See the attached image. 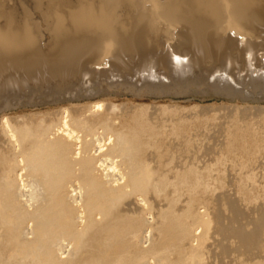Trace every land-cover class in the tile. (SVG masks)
<instances>
[{
    "label": "bare ground",
    "instance_id": "obj_1",
    "mask_svg": "<svg viewBox=\"0 0 264 264\" xmlns=\"http://www.w3.org/2000/svg\"><path fill=\"white\" fill-rule=\"evenodd\" d=\"M133 1L135 0H74L71 5L67 4V9L64 11L58 9L60 6L58 5L51 12L55 21L52 27V41L47 50L39 47L37 33L30 25H20L16 19L9 17L0 22V62L7 59L12 65L23 68L27 72L33 71L40 64H45L50 72L58 74L68 69L69 64L76 59L83 48L95 45V38L98 37V41H107V45L121 49L133 50L137 47V49L143 50L149 46L152 50H161L164 53L162 54L165 56L164 59L169 62L173 70L179 72L189 70L193 64V58H188L186 61L180 59L181 57L186 59L189 55L184 45L185 42H183V34H179L177 31H170L171 34L166 32L168 35L163 34L166 37L163 41L153 39L149 43L144 31L145 25L154 26L156 22L158 23L157 20H161L168 25H173L172 27L179 24L190 27L193 47H197L204 58H213L216 54H223L235 48L236 53L245 56L248 67H253L254 71L258 69L253 63L256 61L254 60L256 56L253 57L255 53L253 45L260 36L257 35L254 24L264 21V0H148L151 3L152 11L140 9L134 18L136 24L141 28L134 42L124 30L130 25V20L122 21L119 26L114 24L113 13L111 8L109 9L110 5L117 3H125L130 6ZM166 29L170 30V27H166ZM211 29L214 30L210 34L208 32ZM156 31L158 33V30ZM229 31H234L235 35H230ZM154 33L156 34V32ZM237 36L245 39L242 40ZM262 56L264 58V52ZM262 69H259V72L262 70L264 74V67ZM153 72V75H156L154 70ZM258 74L260 75V73ZM226 86H228L227 83ZM255 89L257 88L255 87ZM122 104L100 101L88 104L89 106L73 107L74 109L65 107L54 114L52 113L53 115L48 112L50 116L46 113L48 116L44 114L41 118L28 116V114L16 118L7 116L0 120V264H213L212 260L215 258L211 259V257H217V255H222L226 259L232 257L230 252L233 250V248L230 249L232 245H226L228 242L224 243V234L228 238L234 239L235 237L238 240L236 241L240 245L235 243V247L238 246V251L242 247L250 253L251 257L245 256L243 255L245 252L242 250L244 253L241 255L240 250V256H245L242 260L247 259L248 261L249 259L246 257H250V261L256 258L260 249L259 252H262L261 243L263 242L260 238L263 235L260 234L262 233L261 228L264 227V212H261L262 214L259 216L256 215L259 218L254 224L252 223L253 228L248 230L251 225L249 222H245L249 226L248 229H246L247 226L246 228L244 226L232 227L230 221L229 224L228 222L227 224L222 223L225 218H222L220 212L216 213V207L218 206L219 210L221 207L225 208L223 205L221 207L217 205L224 198L219 199L217 204L213 202L214 199L211 200V205L214 204L213 208H216V211H213L217 217L213 218L216 219L217 226L213 225V219L209 215L210 211H207L208 213L204 210L200 211V209L194 211L192 202L190 204L186 201L185 206L182 205L183 203H178V207L181 204L184 208L180 206L182 210L177 211L175 209L177 200H174L177 197H172L166 205L161 203L162 206L155 207L157 205L155 204L153 207L152 202L148 200L151 198V201H155V199H152L153 196L149 197L150 194L161 198L169 185L191 182L197 186L206 183L207 180L205 181L202 178V173L193 167L186 170L184 166L185 171H180L183 169L180 168L175 181H170V177L161 174L160 168L158 171L154 167L156 165L153 166L150 162L155 159L153 153H151L153 159L148 160L147 155L150 153L147 151L149 149L153 151L156 146H154L153 138L157 135L156 129H160L158 128L161 125L159 120L163 116L157 119L158 124L155 121L157 124L155 126L159 125L155 127L153 126L154 122L153 125L151 122V118L153 119L151 114H148L149 116L146 114L148 117L143 116L148 111L146 107H150V105L142 104L145 108L141 107L139 110L142 111L138 113H134L136 110L138 111L135 109L134 114L130 116L129 112L132 109L129 108V111L125 104ZM169 106L160 109L163 111H161L163 115H165L164 111L172 112L174 115L178 113V107L174 106L173 110L169 109L172 107ZM235 108L237 111L239 110L237 112L239 113L241 109ZM148 109L151 112L150 108ZM182 109L180 108L183 114L179 112V115H189L187 112L185 114ZM192 109L190 111H193ZM196 109L194 110L196 111ZM198 109L200 110V108ZM247 109H242L241 113H248ZM252 109L249 110L250 113L255 114L257 111L258 114L261 112L259 115L264 114L262 113L264 110L260 107L254 108L255 112ZM161 113L157 112L156 115L158 114L159 117ZM170 116L172 117V115ZM181 116L178 117V122L182 118ZM204 116L203 118L207 115ZM186 117L183 118L186 120ZM164 119H161L160 123ZM165 120L168 121L167 118ZM175 121H177L176 118L174 125ZM183 126L185 125L183 124ZM172 131L175 132V129ZM179 133L182 132L179 131ZM242 134L244 135L240 137L246 139L244 137L246 133L242 132L240 135ZM182 135H185L183 138L185 140L186 134ZM183 136L177 139L180 141ZM166 137L165 139H167ZM156 138L158 140V137ZM171 139L169 142H177L176 137L173 138V140L176 139L175 141ZM240 139L241 142L243 139ZM164 140L161 141L164 143ZM184 140L181 142L185 143ZM188 142L190 143V139ZM233 142L227 146V151L241 149L237 148V145L234 149ZM245 142L247 141L245 140ZM166 143L167 147L176 145L171 146L168 145V142ZM180 144V148L185 146V144L182 146ZM183 148L185 149L182 150V153H186L188 148ZM172 149H170L171 153L174 150ZM244 149L238 152H243ZM154 155L156 156L157 153ZM163 159L165 160V156ZM159 166L162 164L160 163ZM163 170L162 172L165 171ZM171 173L173 176V172ZM178 191L177 193H179ZM170 193L173 192L170 191ZM225 194L223 193V195ZM169 195L167 196L169 197ZM216 197L219 198L217 195ZM225 199L229 200L230 197L226 196ZM216 200L217 198L214 201L216 202ZM232 200H234L233 203L236 202L235 199ZM159 202L157 201V203ZM226 203L230 202L226 200ZM260 205L262 206V204ZM261 206L253 205L257 209L264 208ZM151 208L156 209L153 211ZM236 208L230 209L236 211ZM250 209L244 210V214L247 215L245 212ZM262 210L264 211V209ZM238 211L240 210L238 209L237 213ZM223 212L225 213V210ZM147 213L150 215L147 216ZM256 213L258 214V211ZM231 214L229 213V216ZM232 216L235 218L236 215ZM252 217L255 219L254 215ZM213 226L218 227L216 229L224 233L222 236L224 239H221V246L219 245L221 248L218 250L219 254L217 253L218 248L216 249L218 245L213 247V251L210 250L211 247L207 248L213 243L211 240V243L208 241L213 234L211 232L212 234L209 235L210 230L213 231ZM228 240L230 242V239ZM207 241L210 244H206ZM235 247L234 249L237 248ZM232 254L234 255L233 251ZM219 258L221 257L219 256ZM259 259L253 262L254 259L252 262L264 264ZM231 264L233 263L231 262Z\"/></svg>",
    "mask_w": 264,
    "mask_h": 264
},
{
    "label": "rangeland",
    "instance_id": "obj_2",
    "mask_svg": "<svg viewBox=\"0 0 264 264\" xmlns=\"http://www.w3.org/2000/svg\"><path fill=\"white\" fill-rule=\"evenodd\" d=\"M73 1L74 0H0V15H2L0 16V22H3L5 19L9 17H13V19L14 20L16 19V21L20 25H24V24L30 25L33 28V30L37 33L39 47L44 50L45 49L47 50L52 41V27L55 21L51 12L53 11L54 8H57L58 5H60L58 9L60 10L62 9L61 11H64L67 9V4L71 5ZM149 3L150 2L148 0H135L133 1V4H131L130 6L125 3H117L115 5H110L109 7V9L111 8L110 10L113 13L112 15H113L114 24L119 26V24L122 21L125 22L130 20V25H128L124 30L126 31L128 36H130L133 39V42L136 40L138 31L141 30L140 26H138L134 21V18L138 14L140 9L144 11L148 10V12H151L152 7L150 6L151 3L150 4ZM157 21L158 23L156 22V25L154 26L151 24L148 25L146 24L144 27V31L148 37L149 43L151 42V40L153 41V39H156L157 41H163V39L166 38L165 36L168 35V34L166 35V32L171 34L172 31L174 32L177 31V33L183 34V39H184L183 42H185L184 45L186 46L189 55L186 57V59L185 57H181L180 59L182 61H186L188 58H193L192 59L193 64L189 68V70L187 69L181 72L177 70L176 71L173 70L169 62L166 59H164L165 56L162 55L164 53H162L163 51L161 50H152L149 48V46H147V48L143 50L137 49V47L134 48L133 50L121 49L120 47L107 45L108 44L107 41L106 42L100 40L98 41V37L95 38V42H96L95 45L90 47L87 46L83 48L80 51V53L77 55L76 59L69 64L68 69L63 70L58 74H54L50 72L48 70L47 65L45 64H40L33 71L27 72L23 68L12 65L7 59H3L0 62V120L7 116L16 118L18 116H23V115L27 116L28 114H29L28 116L41 118V116L43 117L44 114L48 112L51 115H53L54 113L62 110L65 107L79 108L80 106L84 107L85 105L86 106L88 104L91 105L95 102H100V101L101 102L106 101V103H114L117 105L124 103L126 108H128L127 110L130 111V109H132L129 112V115L131 116L134 113L141 112L142 110L141 111L139 110L141 107H143L144 109L145 108L144 106L150 105V107L149 106L146 107L148 111L145 112L146 109L143 110L145 112V115H143L144 112L142 115L144 117H148L151 114V117H153V119L151 118L152 125L154 122L153 126L158 124L157 119H160L162 116L163 117L161 119L167 118L168 121L164 119L160 123L161 120L160 119L159 120V124H161L160 127H158L159 125L155 126L160 129H156L157 135H155V138H153V142L155 143L154 146L156 145L153 151L152 149H149L147 151L148 153H150V155L146 152V155L148 154L150 156L149 157L147 155V157L149 158L148 160L157 158L156 159L157 161L153 159L155 160L153 163H152L153 160L150 161L151 164L153 166L156 165L154 167H156L157 170L160 168L159 169L160 171L159 170L158 171L161 174L170 177L169 178L170 181H175L178 178L179 174L177 175V172L179 171L180 168L181 169L183 168L180 171H185V169L187 170L189 167H193V169L195 170L198 169L200 173H202V178L205 181L206 180L207 181L206 183L204 182L197 186H194L191 182L179 183V184L175 183L176 185L175 184L169 185L165 190V192L162 194L161 198L160 196L158 197L150 194L149 197L153 196L154 198L152 197V199H155V201L154 200L151 201V198L150 199L148 198L149 199L148 201L152 202L153 207L155 204H157L155 207H158V206H162L163 204L166 205V203L172 197L173 198L177 197L174 198L175 201L177 200L175 202V205L177 206V207L175 206V209L177 211H179L180 209L182 210L180 206L184 208V206L188 202L190 204L192 202V207L193 206L195 207V209L193 207L194 211H198L197 209H200V211L204 210L206 213H208L209 211L211 212V214L209 212V215L212 217L213 225L215 226L218 225L215 219L217 217L216 213L220 212L222 218L223 217L225 218L222 220L223 224H227V222L229 224L230 221V226L233 225L232 227L244 226L246 228L247 226L246 229H248V227L250 226L248 229L250 230L254 226L252 225V223L254 224L255 221L259 218L258 217L259 214H262L264 212L262 210L264 208L257 209V207H253L254 204L255 206L257 205L261 206L260 204H262L261 207H264V114L259 115L261 112L258 114L257 111L255 112V110H253L254 108L258 109L259 107L260 109L264 110V77H262L264 76L262 71L263 70L262 67H264V61H263L264 58L262 56L264 52V45H263L264 21L254 24L256 33L258 36H260L259 40L256 39L253 45L254 46L253 51H255L253 57L256 56L259 59L258 60L255 57L254 60L256 61L253 60L254 61L253 63H255V66L258 68V69L255 68L257 70V71L255 70L256 73L253 67L249 65L252 68L251 69L250 67L247 66L248 64H246L247 61L245 56H243V54H240L238 52L236 53L235 48L223 54H216V56L213 58H208V59L204 58L203 55L199 53L197 47H193V44L191 42L192 30L190 29V27H188L187 25L179 24L178 26H174L175 27L174 28L172 27L173 25H168L166 24V22L164 23V21L163 22L161 20H157ZM166 27L167 28L170 27V30L169 29L167 30ZM156 30H158V33ZM213 30L214 29H211L210 32L208 33L211 34V31ZM154 32H156V34ZM229 32L230 35H235L234 31H229ZM153 34L155 35L153 36ZM237 37L240 38L239 36ZM240 39L244 40L245 38L243 37ZM165 45L168 44L165 43ZM153 63L155 64L153 65ZM227 63L229 64L227 65ZM152 65L155 66L154 69ZM149 68H150V72H149ZM247 68L248 69L250 68V70H247ZM259 69L262 70H260L259 72ZM153 70L155 71L156 75H153L154 74ZM258 73H260V75ZM226 83L228 84L229 87L226 86ZM255 87L257 89H255ZM236 88L239 90H237ZM232 90L233 93L231 94ZM142 104L144 106H142ZM169 105L172 106L169 109H173L174 106L178 107L177 108L178 113L179 112L182 113L180 108L181 109L185 108L182 109L183 112L185 114L187 112L189 113V115L186 114L183 116L182 113L181 116L177 113L178 115L175 114L176 115L175 116L174 113L169 111H164L165 115H163V113H161L162 110L160 111V109L162 107H168ZM156 106L157 108H155ZM235 107H238V109L240 108L241 110L248 108L247 109L248 113L246 112H245L246 114L241 113L242 112L241 110L239 113H237L239 110L237 111L236 110L237 108ZM148 108H150L151 112H149ZM198 108H200V110ZM135 109H138V111L136 110L134 112ZM186 109L189 110L186 111ZM191 109L194 112L190 111ZM194 109H196V111ZM250 109H252V111L255 112V114L250 113L251 112L249 111ZM198 110L201 111L200 114ZM157 112L159 114L161 113L159 117L158 114L156 115ZM49 113L48 115L50 116ZM262 113H264V111ZM146 114L149 115L146 116ZM203 114L204 115L206 114L207 116L206 115L205 116L207 118ZM170 115H172V117ZM202 115L206 119L203 118ZM179 116H181L182 118L180 117L181 121L179 120L178 122ZM185 116H187L186 120L184 119ZM175 118L177 121H175V125H174ZM183 119L185 120V122ZM155 121L157 124H155ZM183 124L185 126H183ZM163 125L164 126L168 125V126L164 127ZM170 126H171V130H170ZM176 126L180 128L182 126L181 130ZM172 129L173 130L175 129V132L172 131ZM178 130L181 131L182 133H179ZM171 131L174 133H172ZM176 132H178L179 135H177L178 133L176 134ZM242 132L246 133L244 136L246 139L240 137L244 135V134L240 135ZM182 134H186L185 140L183 139L185 135L183 136ZM164 136L165 137L168 136L170 139L173 136H174L173 138L176 137V139L177 138L180 139L181 136H183L182 139L184 140V142L185 141L186 142L185 143L181 142L183 141L182 139L180 141L179 139H177V142L179 144L182 143L180 144L181 146L183 144H185V146L183 145L181 149L179 144L175 141L176 139L173 140V138L171 140L175 141V143L174 142L172 143L170 141L172 143L171 145L169 142L170 139L168 137H166L167 139H165ZM156 137H158V140ZM239 137L243 140H241ZM189 139H190V143L188 142ZM192 139L193 142H191ZM239 139L241 140V142L239 141ZM161 140L162 141L164 140L165 144ZM245 140L247 142H245ZM225 141H227V143H225ZM229 141L233 142L232 145H234V149H236L235 145H237V148H241V149L245 148V149L243 150V152H238L241 149L237 151L233 150L229 152L227 151V146L230 145ZM166 142H168V145L171 146L176 144L175 146L178 145L177 147L180 149L178 150V148L175 146L167 147ZM183 147L188 148V149L186 148L187 149L185 151L186 153L184 152L182 153V150L185 149ZM169 148L174 149V150L172 149L173 150L172 153ZM159 150L160 151L162 150L163 152L161 151L160 153ZM164 151L166 154L164 153ZM151 153H153L152 154L153 158ZM156 153H157L156 155L157 157L154 155ZM160 156H162L163 158L165 156V160ZM160 163L162 164V166H159ZM162 170L164 172H162ZM170 171L173 172V176ZM168 188L173 193H170ZM193 188L194 189L196 188V190H194ZM176 189L177 191L179 190L178 191L179 193H177ZM223 193H226L227 195L226 194L223 195ZM228 194L231 196H229ZM167 195H169V197ZM216 195L219 196V198L216 197ZM226 196L227 198L230 197V199L229 200L225 199ZM215 197L217 198L216 202L214 201L216 199ZM212 199H214L213 202L216 204L217 201H219V199L220 200L223 199V201H219V204L217 205H220V207L223 205V208L224 207L225 208L222 209L221 207L219 210L217 206L216 207L217 211H216L215 210L216 208L215 209L213 208L214 204L213 206L211 205ZM232 199H235L236 202L233 203L234 200ZM182 200L185 201L183 202ZM226 200L227 202L229 201L231 204L230 203L227 204ZM157 201L158 202L161 201V202L157 203ZM186 201L187 203H185ZM223 202L226 203L229 207ZM161 203L163 204L161 205ZM178 203L181 204L183 203L182 205L184 206L179 204L180 206L178 207ZM237 203H239L242 206L243 212L241 211V206L239 207V204ZM235 207H237L241 212L238 211L237 213L238 209L236 208L235 211L234 210ZM243 207H247V208L244 209ZM230 208H234V209H230ZM248 208L249 209L251 208L250 210H248L250 212L248 211L245 212L247 213V215H245L244 210L246 211ZM151 209H153L154 211L156 208H151ZM213 210H215L216 213ZM223 210H225V213L223 212ZM255 211L256 212L258 211V214ZM149 213H147L146 215L149 216L150 215ZM229 213L230 214L233 213L230 215L231 217L229 216ZM232 215H236L234 216L235 218H233ZM238 215L241 216L239 217ZM252 215H254L255 219H252L253 218ZM228 217L232 218L231 219L232 221L230 220V218L229 220H227ZM236 217L238 218L237 220ZM247 217L249 221L248 220L246 221ZM243 220L245 221L243 222ZM245 222L246 223L249 222V224L251 223L252 226L251 225L248 226V224H246ZM241 223L242 224L245 223V224L242 225ZM215 226H213V231L214 230L215 231L213 232L211 229L209 232L210 233L209 235L213 233L211 235L213 237L211 236L209 237L208 235L209 237L208 241L210 242L211 240V242L213 243L211 245L210 244L211 242L209 243L207 241L208 243L206 244H210V246L208 245L207 248L211 247L212 249L210 248V250L213 251V249L218 245L216 249L218 248L217 251L220 250L221 249L220 242H222V240L225 238L224 243L228 242L226 245L228 244L229 246L232 245L230 249L232 250L233 248L232 251L234 255L232 254V251H230L233 258L230 256V254H229L230 257H228L227 259L226 257L219 255L222 258V260L221 258H219L218 255L217 257H211V259L215 258L214 260L216 259L221 260V261L212 260L213 264L214 263L231 264V262L233 264H240V263L257 264L253 262L258 260L260 257L261 258L259 260H262L264 262V258H263L264 240H262L264 239L263 238L264 227L261 228L262 233L260 232L261 233L260 235H263L260 238L261 242H263L261 243L262 252H259L261 251L260 249L257 253L258 256L256 255L258 258L257 257H256L257 259L254 258L255 260L253 259L254 261L252 260L253 261L252 262L250 261V257H251L249 255L250 253L248 251H245V248L239 247L240 248L239 251L237 250L240 244L239 242L237 243L238 240L235 239V237L234 239L228 238L226 234L220 232L218 229H216L218 227ZM223 234L225 235L224 238H222V236H224ZM228 239H230V242ZM232 240L234 244L232 243ZM234 240L237 241L235 242ZM235 243L238 244V246H236L237 248L235 247L236 245ZM234 247L236 249H234ZM240 250L242 253L240 252ZM242 250L245 252V254H243L244 252ZM246 252H248V254H246ZM217 253L219 254V251ZM240 253L241 255L243 254L245 256L249 255L250 257H246L249 260L248 261L247 259L242 260V258H245V256L241 257ZM235 254L239 255L238 256L239 259H237L238 257ZM234 256L236 260H234L235 259ZM222 261L223 262L226 261V263H223Z\"/></svg>",
    "mask_w": 264,
    "mask_h": 264
}]
</instances>
